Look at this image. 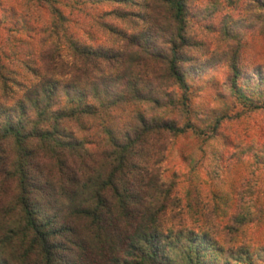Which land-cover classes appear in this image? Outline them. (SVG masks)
I'll use <instances>...</instances> for the list:
<instances>
[{
    "label": "clouds",
    "instance_id": "clouds-1",
    "mask_svg": "<svg viewBox=\"0 0 264 264\" xmlns=\"http://www.w3.org/2000/svg\"><path fill=\"white\" fill-rule=\"evenodd\" d=\"M0 264H264V0H0Z\"/></svg>",
    "mask_w": 264,
    "mask_h": 264
}]
</instances>
